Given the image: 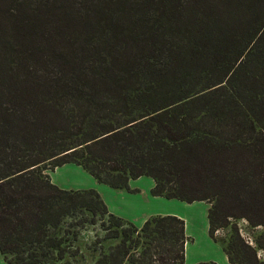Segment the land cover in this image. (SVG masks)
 <instances>
[{"label": "trees", "instance_id": "obj_1", "mask_svg": "<svg viewBox=\"0 0 264 264\" xmlns=\"http://www.w3.org/2000/svg\"><path fill=\"white\" fill-rule=\"evenodd\" d=\"M114 1L0 0V255L84 264L100 223L118 243L94 264H185L183 219L139 228L98 191L53 184L72 163L113 189L146 176L155 197L209 203L229 261L264 264V0ZM232 219L262 230L220 241Z\"/></svg>", "mask_w": 264, "mask_h": 264}, {"label": "crops", "instance_id": "obj_2", "mask_svg": "<svg viewBox=\"0 0 264 264\" xmlns=\"http://www.w3.org/2000/svg\"><path fill=\"white\" fill-rule=\"evenodd\" d=\"M65 169L73 172L70 174L65 173ZM49 175L53 184L65 190L94 189L98 191L111 213L134 223L139 228H141L149 218L155 215H174L183 219L185 221L186 236L190 239L185 247V264H197L199 262L210 261L217 264H233L229 261L221 244L215 242L210 236L208 213L211 205L207 202L195 201L193 203H187L178 199L155 197L151 193V190L155 186V182L151 177L146 176L130 180L131 189L137 190V192L131 193L126 190L113 189L105 184L99 183L82 166L72 163L57 167L50 171ZM144 182L147 183L146 186L143 185ZM106 187L115 190V192H113L114 196H116L115 193H117V198L120 197L122 201L123 198H128L130 196L132 207H134L135 203L139 206V203L135 201L138 198L140 199V196L144 194L146 196V203H142L140 209L144 208L145 210L139 212L140 214L138 213V215H129V217L121 212L119 213V211L114 210L110 205L107 194L112 192ZM143 188H145V190ZM136 196L138 198H132ZM156 202L164 204L165 208L170 207L171 210L151 209V206L149 207V205ZM190 251H192L191 254L189 253Z\"/></svg>", "mask_w": 264, "mask_h": 264}, {"label": "rangeland", "instance_id": "obj_3", "mask_svg": "<svg viewBox=\"0 0 264 264\" xmlns=\"http://www.w3.org/2000/svg\"><path fill=\"white\" fill-rule=\"evenodd\" d=\"M114 3H115V1H114ZM263 10L264 9H262L260 11H263ZM236 21L237 20H235L234 22H236ZM241 21H242V19H241ZM49 172L50 171L48 170L46 173L49 174ZM64 172L70 174L73 171H69L68 169H65ZM146 184H147L146 182L143 183L144 186H146ZM102 186H104V185H102ZM106 188L112 192V193L107 194V197H109L108 201H109L110 205L112 206V208L114 210L119 211V213L121 212L122 214L129 217V215H138L139 212H142L145 210L144 208L140 209V205L142 203L143 204L146 203V201H145L146 196L144 194L140 196V199L137 196L132 197V198H138V199H136L135 202L139 203V206L135 203L134 207H132V203L130 202V196L128 198L127 197L123 198V201H122L120 199V197L117 198V193H115L116 196H114L113 192H115V190H113L109 187H106ZM143 189L145 190V188H143ZM150 206H151V209H156V210H163V209L171 210L170 207L165 208L164 204H162L160 202L152 203L151 205H149V207ZM145 207H146V205H145ZM232 224H237L238 227L240 228L242 234L246 237L256 236L262 230L261 228L253 230L246 220H234V219H232L230 221L229 227L220 229L219 231L216 232V237L220 241L229 240L231 233H232V229H231ZM105 235H106V232L104 230V227H102V225L100 223L95 224V225H88L86 227V229L83 231L82 237L78 243V245L81 248L82 254H83V258L79 259L80 263L94 264L95 259L98 257V252L94 251L95 248H99L100 246H103L105 249H107L108 247L114 246L118 243L117 240H105L104 239ZM95 244H97L96 247H95ZM189 253L191 254L192 251H190ZM258 255H259V257H262V252H259ZM0 264H6V262L3 260L1 255H0ZM72 264H76V263H72Z\"/></svg>", "mask_w": 264, "mask_h": 264}]
</instances>
